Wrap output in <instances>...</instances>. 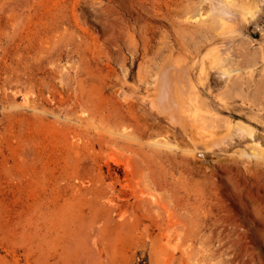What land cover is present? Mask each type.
I'll list each match as a JSON object with an SVG mask.
<instances>
[{
	"label": "rangeland",
	"instance_id": "obj_1",
	"mask_svg": "<svg viewBox=\"0 0 264 264\" xmlns=\"http://www.w3.org/2000/svg\"><path fill=\"white\" fill-rule=\"evenodd\" d=\"M210 5L0 0V264H264V139L261 157L244 144L218 151L229 125L264 134V17L256 26L240 23L237 12L219 6V15ZM220 17L231 28L220 31ZM218 52L231 73L214 90ZM201 68L213 96L223 94V106H212L198 92L200 114L214 118L213 137L191 144L167 135L178 149L150 147L165 125L185 123L159 87L172 83L174 97L184 99L182 86L199 84ZM127 126L136 142L120 138ZM128 143L137 154L126 152ZM202 147L204 158L184 154ZM147 157H161L172 188H152ZM196 192L208 218L200 240L185 230H195ZM147 195L159 203L147 207ZM166 217L176 228L185 224L186 235L156 239L153 223Z\"/></svg>",
	"mask_w": 264,
	"mask_h": 264
},
{
	"label": "bare ground",
	"instance_id": "obj_2",
	"mask_svg": "<svg viewBox=\"0 0 264 264\" xmlns=\"http://www.w3.org/2000/svg\"><path fill=\"white\" fill-rule=\"evenodd\" d=\"M208 1V3L209 4H211V5H214V4H216L217 3V6H218V8L216 9V8H214V9H216V11L217 12H220L219 13V15L221 14L222 15V13L224 14V11H231V12H237L238 14H239V19L241 20L240 21V23L241 22H245L246 24H254L255 26L257 25V21L262 17H264V0H258V1H256V3L255 4H253V5H246V3H243L242 2V0L240 1H237V0H220L221 2H222V6L221 5H218V2L220 3V1H217V0H201V2H207ZM245 1V0H244ZM246 2V1H245ZM252 3V2H251ZM248 4V3H247ZM210 5V6H211ZM209 6V7H210ZM221 7V9L223 8V12H222V10L220 9V7ZM214 7H216V5L214 6ZM200 8V7H199ZM211 9L213 8V7H210ZM197 9V8H196ZM213 9V10H214ZM198 11V13H199V11L200 10H197ZM202 12V11H201ZM197 13V14H198ZM213 14V13H212ZM196 15V14H195ZM208 15V14H207ZM198 16V15H197ZM206 16V15H205ZM211 16V15H210ZM199 17H201L200 16V14H199V16H198V18ZM225 17V16H224ZM228 17H230V16H228ZM212 18V17H211ZM232 18V17H231ZM201 19V18H200ZM218 19V18H217ZM234 19V18H233ZM204 20H206V18L204 19ZM216 22H217V20H216ZM224 19L222 18V17H220V19L218 20V23H219V26H221V28L219 29L220 31L222 30V28L224 27V25L225 24H227L226 22H225V24H224ZM230 23V22H229ZM237 23V22H236ZM232 24V23H231ZM234 24V23H233ZM215 25H217V23L215 24ZM223 26V27H222ZM228 26V28H231V27H229V25H227ZM227 26H225V27H227ZM224 27V30L226 29ZM227 28V29H228ZM240 28V27H239ZM235 29V28H234ZM217 30V29H216ZM219 30H217V31H219ZM232 30V29H231ZM219 31V32H220ZM219 32H218V36H222V35H224L223 33H225L224 31H223V33L221 34V35H219ZM236 33V31H234L233 30V32L232 33ZM242 32V31H241ZM221 33V32H220ZM237 35H239V34H237ZM240 37V36H239ZM221 38V37H220ZM232 43V42H231ZM220 52V51H219ZM219 52H218V54H219ZM228 52V51H227ZM222 55V54H221ZM220 54L219 55H216V56H214V58H212L211 60H212V68L214 67L215 69H216V71H212V74H214L215 75V77H216V79H215V86H217L218 84H219V82L220 83H222V81H223V83H224V85L227 83V79L230 77V73H231V71H228V68L227 69H225V66H226V58H224V57H222ZM231 59V58H230ZM169 60V59H168ZM228 61H230L229 59L227 60V64H228ZM170 61H168V63H169ZM231 64L233 63L232 62V59H231ZM168 63H166V65L168 64ZM175 63V62H174ZM230 63H229V66L231 65ZM163 65H165V63L163 64ZM176 66V65H175ZM163 68H164V66H162ZM162 67H161V69H162ZM169 67V66H168ZM167 68V67H166ZM173 68V67H172ZM169 69V68H168ZM170 70V69H169ZM168 70V71H169ZM200 71H199V73L200 74H202V75H204V77H202L201 79H200V81H199V84H196L195 82H194V80L193 79H186L187 80V82L182 86V84H181V86H182V93L184 94V96H185V98L184 99H177V98H175L174 96L175 95H173V90L174 91H176L172 86H171V84H169V83H167V84H165V86H163V87H159V91L162 93V95H164V103H165V105L166 106H169L170 108L171 107H174L175 109H177V112H178V110H179V112H178V114H181V112L183 113V115H184V117H185V123H184V126L182 127V128H178V127H175V126H168V128L166 127V125L165 124H163V125H165V127H163V128H166V130H165V135L161 138L162 140H160L159 141V139L158 140H153L152 142H150V147H152V148H164V149H166V150H169V151H173V150H176V149H178V146L177 145H174V144H171L170 142H169V137L167 136V135H169L172 139H173V141H175V140H177V138L178 139H181V140H183V142H186V139H187V141H190V143L191 142H194L196 139H198V140H200L202 143H207L208 141L206 140V139H208L209 137H213V135L211 134V130H209L210 128H212V126H210L209 125V123H210V121L211 120H209L208 121V119H205L206 118V116L205 115H202V113L200 114V107H202V103H201V101H200V99H199V96H198V92H200V90H201V92L202 93H204L205 95H206V98L208 99L207 101H208V104H210V105H212V106H214L215 104H217V103H221L222 104V106H223V97H221L223 94H222V92H220L219 91V93H217L216 94V96H213V89L211 88V86L210 85H208L207 84V75H205V72H204V69H199ZM232 70V69H231ZM235 70V69H234ZM234 70H232L233 72H236V70L234 71ZM172 71L173 70H171V72L170 73H172ZM178 72V71H177ZM176 72V73H177ZM170 73H168V75L170 74ZM175 73V74H176ZM157 75V74H156ZM163 75V74H162ZM161 75V76H162ZM172 75H174V73H172ZM236 75V74H235ZM155 77V76H154ZM190 77V76H189ZM188 76L186 77V78H189ZM157 78V77H156ZM171 78V77H170ZM169 78V79H170ZM177 78V77H176ZM180 78V77H179ZM190 78H192V77H190ZM207 79V80H206ZM166 80H167V78H166ZM156 81H157V79H156ZM175 81H177V80H175ZM169 82V81H168ZM172 82V81H171ZM179 82V81H178ZM159 83H161V82H159ZM174 83H176V82H174ZM174 83H173V85H174ZM157 84V83H156ZM179 84H180V82H179ZM158 85V84H157ZM224 85L223 86H220V84H219V87L220 88H223L224 87ZM175 87V86H174ZM225 88V87H224ZM177 90H179V89H177ZM197 90V91H196ZM214 90H218V86L214 89ZM124 91V90H123ZM155 92H156V89L154 90ZM226 91V90H225ZM200 92V93H201ZM227 92V91H226ZM158 93V92H157ZM182 93H181V95H180V97L181 96H183L182 95ZM228 93V92H227ZM226 93V94H227ZM183 96V97H184ZM122 97V96H121ZM132 97V96H131ZM216 97V99H214ZM162 98V97H161ZM160 98V99H161ZM136 99V98H135ZM159 100V99H158ZM162 101V100H161ZM186 101H188V103L191 105V107L193 108V110H192V112L191 113H187V112H189V110H187V108H188V106H187V108H185V103H186V105H188L187 104V102ZM155 102V101H154ZM204 104H205V102H204ZM156 105H158V103L156 104ZM160 105V104H159ZM158 105V106H159ZM165 107V106H164ZM162 108V107H161ZM163 109V108H162ZM166 110V109H165ZM171 110H173V109H171ZM169 112H170V110H169ZM199 112V113H198ZM149 113V112H148ZM145 114H146V112H145ZM170 114V113H169ZM169 114H167V115H169ZM147 115H149V114H147ZM155 115V114H154ZM171 115H174V114H171ZM175 116V115H174ZM203 116H205V117H203ZM166 118L168 117V116H165ZM214 117H215V115H214ZM152 119V118H151ZM168 119H170V118H168ZM212 119V121L211 122H215V121H213V119L214 118H211ZM155 120H157V121H164L165 119H163V118H161V117H159V116H157V115H155ZM174 120V119H173ZM216 120V119H215ZM180 121V120H179ZM184 121V120H183ZM209 122V123H208ZM156 123V122H155ZM216 124V123H215ZM232 124V123H231ZM161 125H162V123H161ZM213 125H214V123H213ZM229 125V124H228ZM216 126H217V124H216ZM214 127V129L215 128H218V127H220V126H218V127ZM221 126H222V124H221ZM121 129V128H120ZM213 130V129H212ZM216 130V129H215ZM120 131V130H119ZM170 133V134H169ZM212 135V136H211ZM221 135H223L224 136V139H225V142H224V146H222V147H220L219 149H218V151L221 153H223V152H227L230 148H233V146H238V145H240V144H244V145H247V146H249V148H248V150L249 149H251V151H249V153L253 156V157H261V155H262V151H263V149H262V147H261V145H262V140H261V138L259 139V137H263V139H264V134H262V133H260L259 131H257V130H254V129H250V128H247V127H243V126H240V125H229L228 127H226V133H225V135H224V132L222 133V134H220V136ZM120 138H122V139H125V140H127L128 142L129 141H134V142H136L135 140H134V137H132V131L130 130V128H129V126H127V127H125V128H123L122 127V130H121V132H120ZM223 136H221V137H223ZM141 137H143V134L142 135H140L139 136V138H141ZM215 137V136H214ZM220 137V138H221ZM170 138V139H171ZM185 140V141H184ZM212 140V139H211ZM219 141V140H218ZM212 142V141H211ZM202 143H201V145H202ZM214 143V142H213ZM192 144V143H191ZM193 145H195V144H193ZM196 145H199V144H196ZM207 146V145H206ZM192 147V146H191ZM200 147V146H199ZM210 147V146H209ZM212 147V146H211ZM192 148H194V147H192ZM237 148H239V147H237ZM243 148V147H242ZM242 148H240V149H242ZM247 148V147H246ZM245 148V149H246ZM206 149H207V147H206ZM206 149H203V147H202V149H196L197 151L193 154V152H187V153H184V154H188V155H195V156H197L198 155V157L199 158H204V156H205V153L207 152L206 151ZM210 150H211V148H209ZM131 150V151H130ZM185 151V150H184ZM187 151H189V150H187ZM190 151H191V149H190ZM193 151V150H192ZM217 151V152H218ZM242 151V150H241ZM126 152H129V153H131V152H135V154H137L136 153V150L135 149H133V147L131 146V144L130 143H128V146H127V150H126ZM213 153L214 151H210V153ZM215 153V152H214ZM227 154V153H226ZM158 155V154H157ZM160 155V154H159ZM229 155V154H228ZM247 155V154H246ZM163 157V156H162ZM222 157V156H221ZM127 158V157H126ZM160 158L161 157H159V159L156 161L155 159H151V158H144L145 160V162H146V166H147V168H148V170L149 171H151V173H152V178H151V186H152V188H155V189H160V190H166V189H168V188H172L173 186L171 185V183H169L168 182V180L166 179V173L164 172L165 171V168H163V164H162V161L160 160ZM143 159V158H142ZM175 159V158H174ZM128 160V159H127ZM118 161V160H117ZM169 160L167 159L166 160V162H168ZM119 162V161H118ZM118 162H116V164L118 163ZM130 163V162H129ZM119 164V163H118ZM122 164V163H121ZM128 164V163H127ZM131 164H132V162H131ZM130 165V164H129ZM129 165H127L126 166V171L128 172V174H130V176L131 175H134V173H135V169L133 168V167H131V165L129 166ZM169 165V164H168ZM155 166H158V168L160 169L157 173L158 174H156V172L154 171V168H157V167H155ZM154 167V168H153ZM139 170V169H138ZM140 170H141V168H140ZM143 170V169H142ZM140 172V171H139ZM141 173H143V172H141ZM140 173V174H141ZM171 177H172V174H171ZM139 178V177H138ZM137 177H136V179H138ZM183 180V179H182ZM183 184V183H182ZM132 185V184H131ZM172 186V187H171ZM152 188H149V189H152ZM175 188H176V186H175ZM181 188V187H180ZM129 189H130V187H129ZM128 189V190H129ZM181 189H183V188H181ZM180 189V190H181ZM184 190H185V188H184ZM142 191V190H141ZM149 191V190H148ZM140 192V191H139ZM144 192V191H143ZM155 193V192H154ZM158 193V192H157ZM171 193V192H170ZM197 193V192H196ZM150 194V193H149ZM198 194V193H197ZM134 196H135V193H134ZM148 196V199H146V200H142V202H146V203H148L147 204V207H148V205H152V207H153V205L155 204L156 205V203H159V202H155L157 199H155V197L153 196V195H147ZM196 196V195H195ZM140 198H141V196H140ZM181 198H182V196H181ZM173 199V198H172ZM183 199V198H182ZM138 201V200H137ZM179 201V200H178ZM185 201V200H184ZM186 202L187 201H185V203L184 204H182V205H186ZM179 203V202H178ZM182 203V202H181ZM154 205V206H155ZM162 205H164V204H162ZM180 205V207H182V205L181 204H179ZM187 205H188V203H187ZM159 206V205H158ZM158 206H156V207H158ZM192 206V205H191ZM139 207V206H138ZM179 207V208H180ZM187 207V206H186ZM193 209H194V213H193V216H194V218H195V220H194V222L196 223L194 226H195V230H190V229H186L184 226H185V224L183 225L182 224V226L180 227V228H176L175 227V224L174 223H171V222H173L174 221V219L172 220V221H170V219L168 218V217H166V218H163V219H160L159 221H156V222H154L153 223V227H155L157 230H158V234H156V239H170L171 237H173V236H176V237H182V235H186V233H182L183 231H184V228H185V230H186V232H187V234H189L190 235V237H192V238H194V239H197V240H200L201 239V237H202V235H203V229H201L199 226H201V224H202V217H206L207 216V211H206V209H205V206H204V203H203V199H202V197H201V195H197L196 197H195V203L193 204ZM207 207V206H206ZM119 208V207H118ZM149 208H150V206H149ZM165 208V207H164ZM184 208H185V206H184ZM188 208V207H187ZM186 208V209H187ZM145 209H146V207H145ZM159 209V208H158ZM119 210V209H118ZM161 210V209H160ZM164 210V209H163ZM167 210V209H166ZM126 211V210H125ZM154 211V210H153ZM187 211V210H186ZM118 212H121V211H118ZM123 213H124V211H122ZM165 212V211H164ZM167 212V211H166ZM174 212V211H173ZM174 214V213H173ZM172 214V215H173ZM118 215H121V214H118L117 213V216ZM175 215V214H174ZM173 215V216H174ZM123 215H121V216H119V217H122ZM167 216H168V214H167ZM159 217V216H158ZM172 217V216H171ZM170 217V218H171ZM175 217V216H174ZM157 218V217H156ZM162 218V217H161ZM207 218V217H206ZM205 218V219H206ZM176 219V218H175ZM208 219V218H207ZM179 220V219H178ZM182 220V219H181ZM174 222H176V220L174 221ZM178 222V221H177ZM209 222V221H208ZM176 224H178V223H176ZM180 224V223H179ZM178 224V225H179ZM193 224V223H192ZM204 225V224H203ZM148 226H149V228H150V225L148 224ZM175 227V228H174ZM145 228V227H144ZM124 229V228H123ZM146 231V230H145ZM145 231H144V233H145ZM143 232V231H142ZM147 233V232H146ZM146 233H145V235H146ZM175 233H177V234H175ZM180 233H182V235H180ZM148 234V233H147ZM151 235V234H150ZM147 237H148V235H146ZM153 237V236H152ZM151 237V238H152ZM184 237V236H183ZM207 237V236H206ZM149 238V237H148ZM154 238V237H153ZM175 238V237H174ZM180 242H182L181 240H179ZM185 241H187V240H185ZM162 243V242H161ZM186 243V242H185ZM155 244V243H154ZM181 244V243H180ZM180 244H179V246H180ZM182 246V245H181ZM184 246V245H183ZM183 246H182V248L181 249H183ZM185 247V246H184ZM186 249H187V247H185ZM185 250V249H184ZM226 250V249H225ZM228 250V249H227ZM187 250H185V252H186ZM221 251V250H220ZM244 251V250H243ZM181 252H184V251H181ZM188 252V251H187ZM216 252V251H215ZM199 253V252H198ZM217 253V252H216ZM234 253V252H233ZM232 253V251L230 252H220L219 253V255L220 254H226V255H228V256H233L234 254ZM100 254H101V252H100ZM187 254V253H186ZM189 254V253H188ZM208 254V253H207ZM215 254V253H214ZM213 254V255H214ZM98 255H99V253H98ZM190 255H191V253H190ZM100 256V255H99ZM192 256V255H191ZM190 256V257H191ZM212 256V255H211ZM216 256V255H215ZM221 256V255H220ZM225 256V255H224ZM235 256V255H234ZM189 257V258H190ZM213 257V256H212ZM237 257V256H236ZM235 258V257H234ZM234 258H233V260H234ZM235 262V261H234ZM187 263V262H186ZM185 263V264H186ZM224 263H225V261H224ZM183 264V263H182ZM203 264H205V263H203ZM227 264V263H226Z\"/></svg>",
	"mask_w": 264,
	"mask_h": 264
}]
</instances>
